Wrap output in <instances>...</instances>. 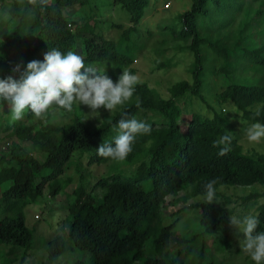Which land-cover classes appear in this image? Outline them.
Instances as JSON below:
<instances>
[{
    "label": "trees",
    "instance_id": "16d2710c",
    "mask_svg": "<svg viewBox=\"0 0 264 264\" xmlns=\"http://www.w3.org/2000/svg\"><path fill=\"white\" fill-rule=\"evenodd\" d=\"M113 1L130 14L127 27L120 22L110 25L121 29L118 40L106 37L95 26L85 34L83 26L89 24L88 18L81 25L65 12L69 7L85 6L87 0H0V10H9L0 19V79L9 75L19 79V73L12 71L16 65L23 71L27 63L43 61L44 54L52 49L81 55L86 67L106 72L114 82L124 69L136 75L135 51L143 48H137L138 36H134L133 44L128 41L146 15L150 0ZM180 19L181 27L171 28L155 50L160 55L175 49L193 56L191 80L172 84L169 96L146 81H138L133 96L113 112H104L95 124L88 121L76 102L71 110L55 105L49 108L61 109L64 114L73 110V117L65 121L37 119L26 110L22 119L0 125V132L10 130L9 135L16 138L0 151V245L9 246L7 253L21 248L25 256L29 254L34 232L26 223L25 208L44 195L47 186L50 196L60 193L59 177L75 153L77 161L85 159L88 165L114 161L98 156L97 149L103 143L114 146L121 118L134 117L150 125L151 132L138 134L132 151L119 160L134 166L132 174L127 171L130 167L121 168V172L100 177L93 187L80 184L73 189L68 234L75 247L92 254L91 262L77 260L73 264H176L177 260L167 261L171 240L176 236L174 222H165L168 204L205 195L204 186L211 180L216 181L215 194L224 185H264V152H241L240 134L224 117L225 108L212 115L192 111L185 131L180 123L181 100L199 98L204 102L206 94L214 92L221 102L235 105L247 123L264 124V85L249 83V75L241 76L250 68L264 70V0H192ZM248 42L253 49L243 46ZM171 61L158 66L167 67ZM220 75L231 79L217 89L215 79ZM224 135L232 139L229 152L221 156L218 153L224 145L214 146V141ZM20 140L31 141L43 156L34 155ZM145 180L150 181L149 188L144 187ZM97 188L100 195L95 192ZM180 191L186 195L178 197ZM256 195L260 193L243 199L249 201ZM170 196L173 200L169 201ZM191 206L199 211L200 223L206 229L227 225L234 213L230 197L223 202L204 201ZM253 216L259 219L256 232H264V202ZM185 240L177 238L180 243ZM66 249L61 234L48 242L51 258Z\"/></svg>",
    "mask_w": 264,
    "mask_h": 264
},
{
    "label": "rangeland",
    "instance_id": "374dc122",
    "mask_svg": "<svg viewBox=\"0 0 264 264\" xmlns=\"http://www.w3.org/2000/svg\"><path fill=\"white\" fill-rule=\"evenodd\" d=\"M167 3H169L168 7H166ZM191 4L192 0H150L146 8V15L135 32L132 33L131 40L129 39L128 41L133 44L134 36H138L137 48H143V50L135 51L137 61L134 63V67L137 69L136 76L138 77V81L148 82L164 96H169L170 86L178 80H191L189 68L193 56L187 51H176L175 49H170L165 54L160 55L155 50L160 46V40L167 35L169 36V32L172 30L171 28H176L174 30H177L181 27L180 15ZM8 11V7H2L0 10V19L5 18ZM65 12H72L70 15L78 19L81 25L88 18L89 22L87 23L89 24L83 26L85 34H90V29L95 26L98 30H101V33H105L106 37L114 38L115 40L119 39L121 29L117 27L111 28L110 25L113 22H120L127 27L130 18V14L124 11L119 4H115L113 0H87L85 6L76 5L69 7L68 10L65 9ZM164 26H168L169 28L164 29ZM248 39L251 40L250 37ZM243 46L246 49L254 48L250 42L243 43ZM164 47V45L161 46L163 49ZM14 55L15 51L13 50L12 56ZM35 57L38 58L39 55ZM168 59H172L169 66H158L159 63L165 62ZM216 63L219 65L221 61L217 60ZM247 75L251 76L250 81H248L249 83L258 82L264 85V70L250 68V72H243L241 76L246 77ZM211 79L214 81L213 77H210ZM230 79L224 75H220L215 79L216 88L219 89L221 84L229 82ZM206 95L204 102L199 98H186L185 100H181L183 113L180 117V123L183 131L186 130L187 124L191 119L192 111L195 110L212 115L215 110L221 111L225 108V112L228 113L225 114L224 112V117L230 122L232 129L240 134V142L242 144L241 152L246 154L264 152V138L258 143L250 142L247 139L246 130L254 123H247L242 114L238 113L235 105L231 102H221L214 92H208ZM0 102L2 103H0V125H7L10 121L14 120L9 110L10 105L7 101ZM77 103L79 110L86 114V118L91 124L98 123L104 112L111 113L114 110L109 111L101 107L97 111H92L88 106L80 105L79 102ZM209 107H212V109ZM73 115V110L68 114H64L61 109L51 108L39 118H36L45 120L51 117L58 121H65L73 117ZM10 132V130H1L0 151L8 142L16 139L9 135ZM20 142H22L26 149L33 152L34 155L43 156L33 147L31 141L23 142L20 140ZM76 155L77 153L74 154L66 165L65 172L59 177L62 183L60 193L56 196H50V188L47 186L44 190V195L40 196L34 203L29 204L25 208L26 223L34 232V245L28 251L29 254L25 256L24 249L21 248L14 253H7L6 251L9 249V246L1 244L0 264H73L77 260L91 262V252L75 247L68 234L72 218L69 208L75 199L72 191L80 184H88L90 187H93L100 177L109 176L117 171L121 172V168L130 167L127 171L128 174H132L134 166L126 165L119 160L88 165L85 159L77 161ZM68 177H71V182L68 181ZM143 182L144 187H150L149 180ZM95 192L100 195L101 189L97 188ZM252 193H260V196L256 195V198H252L249 201L243 199ZM263 193L264 185L259 183L249 186L224 185L218 189V193L215 194V200L213 202H223L226 197H230L232 199V207H234L233 216L242 219L247 215L257 213L258 206L264 202ZM185 195V191H180L178 197H184ZM205 196L206 194L197 195L187 201L182 198L178 203L168 204L165 208V222L166 224L174 222L173 230L176 231L175 238L171 240L167 261L174 259L177 260L176 264H255L251 256L242 250L241 242L244 239L243 233L238 232L231 225L230 221L227 225L217 229H206L201 225L199 211L191 205L206 201ZM168 200H173V197H168ZM57 234H61L64 237L67 249L64 254L51 258L47 251L48 242ZM181 237L186 239L182 243L177 241V238L180 239Z\"/></svg>",
    "mask_w": 264,
    "mask_h": 264
},
{
    "label": "clouds",
    "instance_id": "9594fccd",
    "mask_svg": "<svg viewBox=\"0 0 264 264\" xmlns=\"http://www.w3.org/2000/svg\"><path fill=\"white\" fill-rule=\"evenodd\" d=\"M13 72L19 73V79L9 75L0 79V101H7L14 120H20L26 110L39 118L53 105L71 110L74 103L88 106L92 111L101 107L112 111L129 100L135 91L138 77L127 69L122 71L118 81L114 82L106 72L99 73L95 67L85 66L81 55L69 50L66 54L52 49L44 54L43 61L33 60L21 71L16 65ZM228 112H225V114ZM118 135L113 144H101L97 155L114 160H124L132 151V145L138 134H148L151 126L136 118H121L118 121ZM247 139L258 143L264 138V124L259 122L250 125ZM232 137L224 135L214 141V146L224 145L219 155H226ZM215 180L209 181L204 187L205 200H215ZM230 223L244 239L242 250L247 252L255 264H264V232H256L259 224L258 216L247 215L238 218L230 217Z\"/></svg>",
    "mask_w": 264,
    "mask_h": 264
},
{
    "label": "built area",
    "instance_id": "2783aa9c",
    "mask_svg": "<svg viewBox=\"0 0 264 264\" xmlns=\"http://www.w3.org/2000/svg\"><path fill=\"white\" fill-rule=\"evenodd\" d=\"M168 6H169V3L166 4V7H168ZM69 25L72 26V24H69Z\"/></svg>",
    "mask_w": 264,
    "mask_h": 264
},
{
    "label": "crops",
    "instance_id": "0c3cea01",
    "mask_svg": "<svg viewBox=\"0 0 264 264\" xmlns=\"http://www.w3.org/2000/svg\"><path fill=\"white\" fill-rule=\"evenodd\" d=\"M70 13H72V12H70Z\"/></svg>",
    "mask_w": 264,
    "mask_h": 264
}]
</instances>
